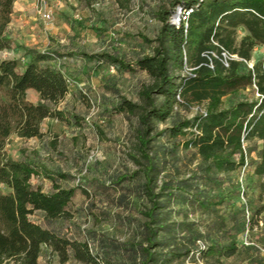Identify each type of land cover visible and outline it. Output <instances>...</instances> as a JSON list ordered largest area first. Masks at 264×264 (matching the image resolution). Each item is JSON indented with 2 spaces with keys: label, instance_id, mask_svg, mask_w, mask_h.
Returning a JSON list of instances; mask_svg holds the SVG:
<instances>
[{
  "label": "rangeland",
  "instance_id": "obj_1",
  "mask_svg": "<svg viewBox=\"0 0 264 264\" xmlns=\"http://www.w3.org/2000/svg\"><path fill=\"white\" fill-rule=\"evenodd\" d=\"M174 1L132 0L123 6L120 0H91L90 4L46 0L52 12L50 19L38 12V0H17L14 6L7 29L14 42L6 54L20 56L25 50L22 46L54 54L50 63L70 77V91L56 105L69 119L46 118L42 137L12 135L5 151L14 158L29 159L51 171L68 174L67 178H58L63 187L81 186L70 206L71 218L48 220L43 211H35L31 218L63 237L88 242L97 258V263L91 264H143L140 246L149 244L145 212L153 202L145 188L144 165L138 163V134L143 126L141 115L148 107L142 91L153 78L146 71L122 70L83 53L105 51L130 63L152 53L156 43L143 38H156L161 27L157 13L162 8L171 9ZM179 4H175L172 21ZM245 34L240 30L238 40ZM259 60H264L261 46L254 49L249 67ZM123 97L142 109L134 115L116 112ZM154 98L157 104L163 101L162 96ZM257 98L259 93L253 87L240 89L224 97V106ZM205 110V103L179 106L167 121H149L154 128L152 134ZM154 136L150 151L159 169L154 192L161 203L156 214L165 226L154 227L158 233L152 249L156 252L154 264H264V211L258 221H248L255 209L264 206L254 166L227 173L207 171L208 163L196 149L183 146L187 137L173 138L167 131ZM256 157L254 151L247 160ZM120 175L129 178L119 182ZM31 181L46 192L53 191V181L45 174L33 176ZM164 184L166 189L160 190ZM234 189L241 193L211 210L196 199L198 190L217 194ZM231 241L238 244L237 253L231 257L218 259L201 253L200 249L206 250L212 243ZM40 263L87 264L73 256L64 262L46 245ZM9 264L17 263L11 260Z\"/></svg>",
  "mask_w": 264,
  "mask_h": 264
},
{
  "label": "trees",
  "instance_id": "obj_2",
  "mask_svg": "<svg viewBox=\"0 0 264 264\" xmlns=\"http://www.w3.org/2000/svg\"><path fill=\"white\" fill-rule=\"evenodd\" d=\"M16 1L0 0V264H9L11 260L17 264H41L45 245L57 251L64 262L73 256L87 264L97 263L88 242L63 237L31 218L35 211H43L48 220L71 218L70 206L81 186L63 187L57 182L58 178H67L68 174L51 171L44 164L29 159L14 158L5 151L12 135L24 139L42 137L46 118L69 119L56 105L70 91V77L62 68L50 63L54 54L24 46L20 56L6 54L14 42L7 29ZM120 1L125 6L132 0ZM176 3L184 9H193L188 19H181L178 25L171 20ZM157 17L161 27L156 38H143L156 43L153 52L134 62L105 51L83 53L89 59L110 62L122 70L146 71L153 78L152 84L142 91L148 107L143 108V126L138 134V163L144 165L145 188L153 202L145 212L149 244L140 246L143 264L155 263L156 252L152 249L157 245V229L165 227L156 214L161 203L159 194L154 192L159 170L150 151L154 135L167 131L173 138L187 137L183 146L196 149L208 163L207 171L215 169L227 173L246 165L254 166L253 175L260 183V195L264 194V60L255 62L253 67L248 65L254 49L264 47V0H175L171 9L162 8ZM240 30H245L246 34L238 40ZM249 87L257 90L259 98L242 99L224 106L225 96ZM154 95L162 96L163 101L157 104ZM202 103L206 105L205 111L192 118L178 119L165 131L152 134L154 128L150 120L165 122L179 106ZM139 109H142L140 104L126 97L115 107L116 112L130 115ZM254 151L257 157L248 161ZM40 174L53 181V191L46 192L33 185L32 177ZM127 178L128 175H120L118 180ZM166 186L164 184L160 190H165ZM197 193L201 206L211 210L241 191L207 194L198 190ZM263 211L264 206L255 209L248 221H258ZM200 250L204 256L220 259L235 255L238 244L216 242ZM190 251L189 248L186 253Z\"/></svg>",
  "mask_w": 264,
  "mask_h": 264
},
{
  "label": "built area",
  "instance_id": "obj_3",
  "mask_svg": "<svg viewBox=\"0 0 264 264\" xmlns=\"http://www.w3.org/2000/svg\"><path fill=\"white\" fill-rule=\"evenodd\" d=\"M37 7H38V12L42 15V17H44L46 19H50L52 17V12L50 10H48L46 7V0H38V6ZM192 11H193L192 8L184 9L182 6H179L177 9V12L180 15V19H183L184 21H186L188 19L189 15L191 14ZM173 22H174V20H173ZM179 23L175 22V24H177V25ZM224 54L226 55V53H224ZM248 215H249V211H248Z\"/></svg>",
  "mask_w": 264,
  "mask_h": 264
},
{
  "label": "water",
  "instance_id": "obj_4",
  "mask_svg": "<svg viewBox=\"0 0 264 264\" xmlns=\"http://www.w3.org/2000/svg\"><path fill=\"white\" fill-rule=\"evenodd\" d=\"M175 17H177V18L175 19ZM180 20H181V19H180V15H179V13L177 12V13L174 15V23H175V22H178V23H179Z\"/></svg>",
  "mask_w": 264,
  "mask_h": 264
},
{
  "label": "bare ground",
  "instance_id": "obj_5",
  "mask_svg": "<svg viewBox=\"0 0 264 264\" xmlns=\"http://www.w3.org/2000/svg\"><path fill=\"white\" fill-rule=\"evenodd\" d=\"M177 17H175V19H176Z\"/></svg>",
  "mask_w": 264,
  "mask_h": 264
},
{
  "label": "crops",
  "instance_id": "obj_6",
  "mask_svg": "<svg viewBox=\"0 0 264 264\" xmlns=\"http://www.w3.org/2000/svg\"><path fill=\"white\" fill-rule=\"evenodd\" d=\"M16 6V5H15Z\"/></svg>",
  "mask_w": 264,
  "mask_h": 264
}]
</instances>
